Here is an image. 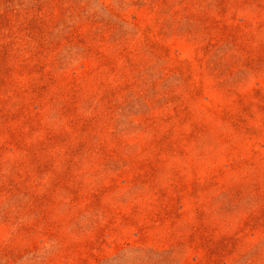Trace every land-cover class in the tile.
<instances>
[{
    "label": "rangeland",
    "instance_id": "374dc122",
    "mask_svg": "<svg viewBox=\"0 0 264 264\" xmlns=\"http://www.w3.org/2000/svg\"><path fill=\"white\" fill-rule=\"evenodd\" d=\"M0 264H264V0H0Z\"/></svg>",
    "mask_w": 264,
    "mask_h": 264
}]
</instances>
